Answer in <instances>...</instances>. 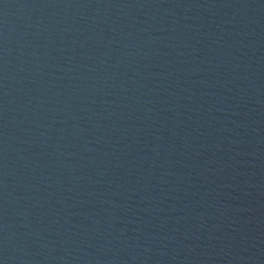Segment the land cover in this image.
Wrapping results in <instances>:
<instances>
[{"label":"water","instance_id":"obj_1","mask_svg":"<svg viewBox=\"0 0 264 264\" xmlns=\"http://www.w3.org/2000/svg\"><path fill=\"white\" fill-rule=\"evenodd\" d=\"M0 264H264V0H0Z\"/></svg>","mask_w":264,"mask_h":264}]
</instances>
